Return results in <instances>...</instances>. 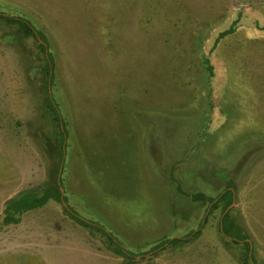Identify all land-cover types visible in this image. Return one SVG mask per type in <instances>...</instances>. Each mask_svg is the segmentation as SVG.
Masks as SVG:
<instances>
[{"label": "rangeland", "instance_id": "1", "mask_svg": "<svg viewBox=\"0 0 264 264\" xmlns=\"http://www.w3.org/2000/svg\"><path fill=\"white\" fill-rule=\"evenodd\" d=\"M0 13L44 33L54 61L50 82L38 40L0 20V174L16 175L0 264H264V0H0ZM54 182L63 202L3 223L8 201ZM228 185L255 263L221 209L190 198Z\"/></svg>", "mask_w": 264, "mask_h": 264}, {"label": "trees", "instance_id": "2", "mask_svg": "<svg viewBox=\"0 0 264 264\" xmlns=\"http://www.w3.org/2000/svg\"><path fill=\"white\" fill-rule=\"evenodd\" d=\"M0 20L16 27L14 32L11 35V39L14 41H20L27 38H36L38 40V47L41 52L45 55V70L48 75H50L49 80L52 81V68L54 67L53 57L50 51H48V42L47 38L36 27L26 18L21 16H11L5 15L0 13ZM234 31L233 26L231 25L228 29L219 33L215 42H217L222 37L232 33ZM41 41V42H40ZM205 64H207V70L212 71V67L209 64L208 59L205 60ZM45 97V105L50 111L55 124L60 129V147L58 150L52 149V145L49 146V153L56 155L61 163L64 155V150L62 148L63 139L66 134V129L64 126V122L61 119L60 113L58 111V107L55 101L50 96L49 92H46ZM61 125L63 126L61 128ZM52 152V153H51ZM235 190L234 188L231 189V186L228 185L223 191H221L218 195L214 197H207L203 193H195L191 194L190 198L192 201H201V202H208L210 204L208 211L212 212L214 209L220 208L221 209V217L219 220V227H221V232L224 236L230 238L231 240L236 242H241L242 246L245 250V256L249 253L250 250V242H247L248 235L244 232L242 225L237 221L234 217V208L230 207V205L235 200ZM49 200H54L56 202H63L61 199V191L59 185L54 182L52 184H45L41 187V192H34V191H27L19 194L17 197L13 198L12 200L8 201L3 212V223L10 224L16 223L19 220V216L32 209L40 208L44 204H46ZM230 207V208H229ZM229 208V209H228ZM228 209V210H227ZM227 210V211H226ZM226 211V212H225ZM78 219V218H77ZM78 223L83 226H89L90 224L78 219ZM201 233L200 230H197L194 236H197ZM191 234V233H190ZM189 234V235H190ZM111 239V238H110ZM112 240V239H111ZM182 238H173L171 240L166 239L160 242L154 248H159L164 244H172V245H179L183 243ZM117 251L121 254L122 257L126 259L134 258L132 253L124 252L120 246H117ZM252 261L255 263V258L251 255Z\"/></svg>", "mask_w": 264, "mask_h": 264}, {"label": "crops", "instance_id": "3", "mask_svg": "<svg viewBox=\"0 0 264 264\" xmlns=\"http://www.w3.org/2000/svg\"><path fill=\"white\" fill-rule=\"evenodd\" d=\"M6 159L7 158H5V161H7ZM11 170H7V171L3 172L2 174H0V176H1V178H0V194L6 190V188L12 182V180L16 179V175L13 172L10 173Z\"/></svg>", "mask_w": 264, "mask_h": 264}, {"label": "water", "instance_id": "4", "mask_svg": "<svg viewBox=\"0 0 264 264\" xmlns=\"http://www.w3.org/2000/svg\"><path fill=\"white\" fill-rule=\"evenodd\" d=\"M40 42H41V41H40ZM62 127H63V126L61 125V128H62ZM61 167H62V162H61V165H60V171H61ZM60 171H59V176H58V177H60ZM60 191H61V199H63V198H62V188H60ZM233 204H234V202L230 205V207H231ZM230 207H229V208H230ZM229 208H228V209H229ZM228 209H227V210H228ZM227 210H226V211H227ZM226 211H225V212H226ZM220 229H221V227H220ZM246 241L249 242L248 239H247ZM249 257H251V246H250V250H249Z\"/></svg>", "mask_w": 264, "mask_h": 264}]
</instances>
